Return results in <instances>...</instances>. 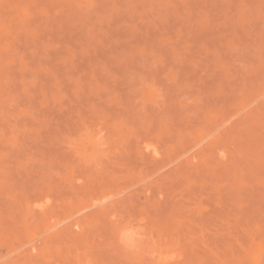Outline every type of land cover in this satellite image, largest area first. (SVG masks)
<instances>
[{"label":"rangeland","instance_id":"rangeland-1","mask_svg":"<svg viewBox=\"0 0 264 264\" xmlns=\"http://www.w3.org/2000/svg\"><path fill=\"white\" fill-rule=\"evenodd\" d=\"M0 264H264V0H0Z\"/></svg>","mask_w":264,"mask_h":264}]
</instances>
